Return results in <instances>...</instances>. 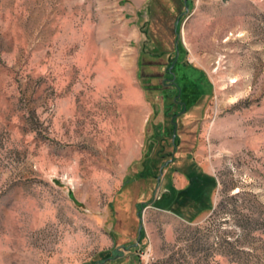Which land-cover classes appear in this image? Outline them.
Listing matches in <instances>:
<instances>
[{
	"label": "rangeland",
	"instance_id": "rangeland-1",
	"mask_svg": "<svg viewBox=\"0 0 264 264\" xmlns=\"http://www.w3.org/2000/svg\"><path fill=\"white\" fill-rule=\"evenodd\" d=\"M0 264H264V0H0Z\"/></svg>",
	"mask_w": 264,
	"mask_h": 264
}]
</instances>
